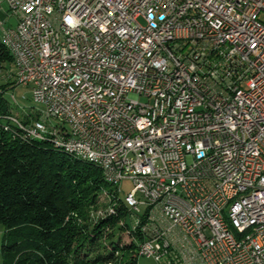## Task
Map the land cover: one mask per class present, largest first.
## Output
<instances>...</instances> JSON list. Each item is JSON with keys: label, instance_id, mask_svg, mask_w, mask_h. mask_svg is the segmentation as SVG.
I'll use <instances>...</instances> for the list:
<instances>
[{"label": "built area", "instance_id": "obj_1", "mask_svg": "<svg viewBox=\"0 0 264 264\" xmlns=\"http://www.w3.org/2000/svg\"><path fill=\"white\" fill-rule=\"evenodd\" d=\"M2 2L17 20L0 19L18 84L32 86L46 123L7 118L100 157L118 196L133 180L124 200L142 256L264 264V0Z\"/></svg>", "mask_w": 264, "mask_h": 264}, {"label": "trees", "instance_id": "obj_2", "mask_svg": "<svg viewBox=\"0 0 264 264\" xmlns=\"http://www.w3.org/2000/svg\"><path fill=\"white\" fill-rule=\"evenodd\" d=\"M8 63L14 66V58L0 33V70ZM15 84L0 85L1 264H138L141 239L130 223L127 202L118 196L117 212L90 217L102 190L113 193L111 181L99 165L69 154L55 139L36 138L32 129L7 118L44 119L39 111V117L13 113L6 93ZM56 125L47 121L50 130L70 134L66 122ZM119 221L123 227H116ZM116 228L128 229L132 239L122 243Z\"/></svg>", "mask_w": 264, "mask_h": 264}, {"label": "rangeland", "instance_id": "obj_3", "mask_svg": "<svg viewBox=\"0 0 264 264\" xmlns=\"http://www.w3.org/2000/svg\"><path fill=\"white\" fill-rule=\"evenodd\" d=\"M0 19L5 22L6 25H15L17 23L16 18L12 15L8 4L6 2H2L0 4ZM0 33H2V28L0 27ZM12 64H7V66L0 70V85L5 84L7 82H12L15 80ZM7 98L13 105V113L17 114L19 117H23L25 115H34L39 117V112L42 114L44 112V106L37 102L34 99L32 86L23 85V84H15L10 86L6 93ZM39 111V112H38ZM30 115V116H31ZM53 123L58 124L57 119H52ZM58 126V125H56ZM68 127V125H67ZM120 187V196L124 198L134 187L133 180L130 178L123 179L119 184ZM120 200L117 194H113L111 189L105 188L102 190V194L98 198V202L96 205L89 208L90 217L93 220H97L99 217H106L107 215H112L117 212L120 207ZM146 209L145 206L142 207V210ZM125 210L128 209L126 208ZM129 213V212H128ZM130 223L133 224V220H130ZM123 227L121 221L116 225V227ZM111 230V228L108 227ZM117 238L120 237L122 243H127L132 239L128 229H118L116 228ZM4 234V227H0V264L3 261V254L1 249V239ZM138 264H160L153 257L148 256H139Z\"/></svg>", "mask_w": 264, "mask_h": 264}, {"label": "bare ground", "instance_id": "obj_4", "mask_svg": "<svg viewBox=\"0 0 264 264\" xmlns=\"http://www.w3.org/2000/svg\"><path fill=\"white\" fill-rule=\"evenodd\" d=\"M0 27L2 28L1 34H2L3 42L14 58L15 63H14L12 70H13V74H14V78H15L16 82L19 83V70H18L19 53H18V49L16 48L15 44L12 42V40L9 36L8 29L2 25L1 21H0ZM43 113H44V119H42V121H39L37 123H46L45 112H43ZM60 121H64V122H66V124H68L67 120H60ZM68 126L70 128V134H68L66 136L65 135H62V136H65L66 138H74V126H72V125H68ZM31 133L35 136L34 129L31 130ZM54 142H55L56 146L64 149L69 154H71L77 158H81V159L93 162V163L99 165L103 169L102 161H101L100 157H98L97 155L82 154V152L78 148V145L70 144L66 140H59V141L54 140ZM76 142L82 143L83 147H90V139H85V135H76ZM156 153H160V146H152V147L147 148V155L148 156H155ZM104 174L106 176L105 171H104ZM107 179L109 181H111L110 178H107ZM127 204H128V202H127ZM128 206H129V204H128ZM133 225L136 228V222L134 220H133ZM228 233H231L232 237L235 238L236 240H243L244 229L241 228V226H238L237 217H230V219L228 220ZM142 253H143V243H142V241H140V243H139V254H140V256H142Z\"/></svg>", "mask_w": 264, "mask_h": 264}]
</instances>
